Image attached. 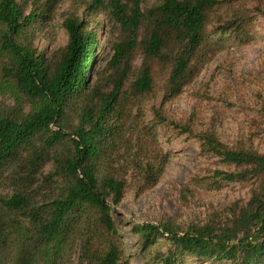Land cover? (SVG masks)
<instances>
[{
  "label": "trees",
  "instance_id": "1",
  "mask_svg": "<svg viewBox=\"0 0 264 264\" xmlns=\"http://www.w3.org/2000/svg\"><path fill=\"white\" fill-rule=\"evenodd\" d=\"M59 2L0 0V185L9 188L0 196V264H128L112 206L124 198L126 176L147 188L159 173L147 146L125 135L136 104L158 88L160 104L151 111L167 122L161 105L216 53L209 26L214 21L215 33L245 35V3L264 0H160L146 10L141 0H84L62 21L65 47L46 58L34 37ZM100 16L116 36L97 68ZM169 123L233 168L216 170L218 178L250 182V197L230 205L223 220L135 226L141 249L166 236L168 252L155 255L154 264H263L264 153Z\"/></svg>",
  "mask_w": 264,
  "mask_h": 264
},
{
  "label": "rangeland",
  "instance_id": "2",
  "mask_svg": "<svg viewBox=\"0 0 264 264\" xmlns=\"http://www.w3.org/2000/svg\"><path fill=\"white\" fill-rule=\"evenodd\" d=\"M83 1L60 0L55 11L37 27L33 44L46 58L65 47L67 35L62 21L75 4ZM141 1L142 10L160 2ZM245 5L248 19L245 35L215 33L212 29L216 27L214 21L212 27L209 26L216 53L179 96L161 105L167 122H159L151 111L152 106L160 104L158 88H155L154 95L136 104L125 135L135 141L140 139L147 146L159 173L155 183L147 188L135 183L131 177L133 174L126 176L124 198L117 207L112 206L111 216L122 239V257L128 264L159 262L155 255L159 252L166 254L170 247L166 236H157L149 251L142 250L132 233L133 227L146 224L158 227L169 221L183 227L213 216L216 220H223L230 205H243L250 197V182L228 183L218 178L214 174L216 170L233 168L224 167L217 158L203 154L197 138L169 123L190 126L193 132L212 131L229 148L264 153V4L251 2ZM98 22L104 23L96 30L100 44L95 61L100 68L116 30L107 23L105 16H100ZM140 58L139 55L135 59L134 68L139 66ZM8 194V186L0 185V196ZM176 264L225 262L186 258Z\"/></svg>",
  "mask_w": 264,
  "mask_h": 264
}]
</instances>
